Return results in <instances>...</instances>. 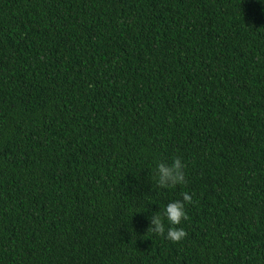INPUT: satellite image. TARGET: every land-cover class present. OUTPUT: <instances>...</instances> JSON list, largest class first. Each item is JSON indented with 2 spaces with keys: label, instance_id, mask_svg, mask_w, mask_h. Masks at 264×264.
I'll use <instances>...</instances> for the list:
<instances>
[{
  "label": "trees",
  "instance_id": "trees-1",
  "mask_svg": "<svg viewBox=\"0 0 264 264\" xmlns=\"http://www.w3.org/2000/svg\"><path fill=\"white\" fill-rule=\"evenodd\" d=\"M0 264H264V0H0Z\"/></svg>",
  "mask_w": 264,
  "mask_h": 264
},
{
  "label": "clouds",
  "instance_id": "clouds-1",
  "mask_svg": "<svg viewBox=\"0 0 264 264\" xmlns=\"http://www.w3.org/2000/svg\"><path fill=\"white\" fill-rule=\"evenodd\" d=\"M185 167L186 165L180 157L174 158L170 164L160 162L156 167L154 176L157 186L161 189H168L178 185H186L188 181L184 171ZM181 195L182 200L168 203L162 214L159 211L149 218L150 225L147 233L162 236L173 244H179L187 238V232L182 227L177 226L189 219L186 205L192 204L193 199L192 195L187 192ZM165 219L170 225L167 229L165 228Z\"/></svg>",
  "mask_w": 264,
  "mask_h": 264
}]
</instances>
